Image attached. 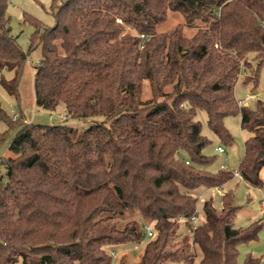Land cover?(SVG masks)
<instances>
[{
  "label": "trees",
  "instance_id": "16d2710c",
  "mask_svg": "<svg viewBox=\"0 0 264 264\" xmlns=\"http://www.w3.org/2000/svg\"><path fill=\"white\" fill-rule=\"evenodd\" d=\"M55 25L35 23L28 53L11 36L9 0H0V75L17 95L29 52L41 45L36 104L92 121L78 134L65 125L0 119L23 127L0 161V264H113V254L146 244L133 264H238L239 246L256 241L263 219L234 228L233 194L223 208L204 204L191 244L175 238L198 216L193 192L222 188L234 173L213 174L199 110L223 141L237 113L248 133L243 181L264 188V105L239 106L235 88L255 54L254 89L264 62V0H53ZM184 23L160 33L169 13ZM150 96L144 98L145 84ZM1 142V138H0ZM184 153V154H182ZM152 226L154 236L148 237ZM143 242V243H142ZM118 264H129L126 256ZM244 264H263L248 256Z\"/></svg>",
  "mask_w": 264,
  "mask_h": 264
},
{
  "label": "rangeland",
  "instance_id": "374dc122",
  "mask_svg": "<svg viewBox=\"0 0 264 264\" xmlns=\"http://www.w3.org/2000/svg\"><path fill=\"white\" fill-rule=\"evenodd\" d=\"M62 2L65 0H61ZM7 14L10 18L11 36L17 41V44L22 51L28 53L31 46L32 36L36 30L35 23L41 27L49 28L55 25L53 0H9ZM184 20L181 15L169 13L167 21L158 29L160 33H169L178 25L183 24ZM42 59L41 45L36 46L29 52L28 58L24 63L22 76L18 86L17 95H11L2 86V81H12L14 78L13 72H4L0 75V108L10 118H21L23 122L33 125L42 126H57L65 125L72 127L82 133L92 125V121H83L78 119L66 118L65 106L60 104L55 111H47L36 104L34 92V79L39 62ZM249 65H247L240 74L239 81L235 88V96L238 102H243V107L255 111L258 108L259 102L264 105V62L261 64L258 72V87L254 89L252 81L248 78L252 76V70H256L258 62L255 59V54H250L248 57ZM144 98L149 97V86L146 83L144 87ZM251 97L250 100H246ZM196 120L200 122L202 134L210 141V144L205 148V154L214 159L207 167V170L213 174L219 173L221 170H226L232 173L239 171L240 164L244 157L245 142L248 133L242 130L241 116L239 113L229 116L225 119V127L231 135L232 141L230 144L223 145V141L212 131L208 125L207 113L199 110L196 115ZM22 125L15 124L10 126L6 121L0 119V161L11 156L10 145L16 137L17 132L22 128ZM224 146L226 153L219 154L216 149ZM184 154V153H182ZM261 179L264 182V170L261 172ZM0 178L6 182V168L0 163ZM233 194V205L239 210L234 220V228L247 229L259 222L263 221L262 229L256 241L239 246L238 264H244L248 256L261 259L264 264V212L261 209V200L263 197L262 187H252L243 180L234 177L222 188H206L201 187L193 192V196L197 198V221L191 223V227L182 223L179 233L175 238L177 247L183 244L189 245L190 251L194 252L190 238H192V227L198 225L205 220L204 204L207 201H212L217 210L223 208V194ZM152 228V226H150ZM190 238H186V237ZM146 241L141 246H131L130 248L119 251L116 254L113 264H118L119 259L126 256L129 264L139 261ZM17 264H21L20 262Z\"/></svg>",
  "mask_w": 264,
  "mask_h": 264
},
{
  "label": "built area",
  "instance_id": "2783aa9c",
  "mask_svg": "<svg viewBox=\"0 0 264 264\" xmlns=\"http://www.w3.org/2000/svg\"><path fill=\"white\" fill-rule=\"evenodd\" d=\"M250 99H251V97H247L246 100H250ZM242 105H243V102L240 101V102H239V106H242ZM216 151H217L219 154H225V153H226V150H225V147H224V146H220V147H218V148L216 149ZM234 177H237V178L243 180V178H242V176H241V174H240L239 172L234 173ZM262 194H263V197H262V200H261V209H262V211L264 212V188L262 189ZM196 221H197V216H193V217L191 218V222H192V223H195ZM196 227H197V225H194L193 229H195ZM147 235H148V237H153V236H154L153 231L151 230V227H148V228H147ZM142 243H143V242H142ZM112 255H113V258H116V255H115V254L112 253Z\"/></svg>",
  "mask_w": 264,
  "mask_h": 264
}]
</instances>
